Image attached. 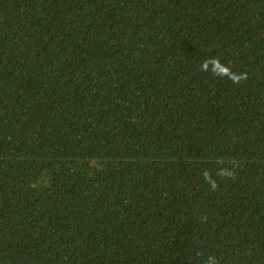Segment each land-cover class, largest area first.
Returning a JSON list of instances; mask_svg holds the SVG:
<instances>
[{
	"label": "trees",
	"instance_id": "trees-1",
	"mask_svg": "<svg viewBox=\"0 0 264 264\" xmlns=\"http://www.w3.org/2000/svg\"><path fill=\"white\" fill-rule=\"evenodd\" d=\"M0 264H264V0H0Z\"/></svg>",
	"mask_w": 264,
	"mask_h": 264
},
{
	"label": "clouds",
	"instance_id": "clouds-1",
	"mask_svg": "<svg viewBox=\"0 0 264 264\" xmlns=\"http://www.w3.org/2000/svg\"><path fill=\"white\" fill-rule=\"evenodd\" d=\"M240 78H244V77H243V74H241V77H240ZM235 82H239V79H237Z\"/></svg>",
	"mask_w": 264,
	"mask_h": 264
}]
</instances>
